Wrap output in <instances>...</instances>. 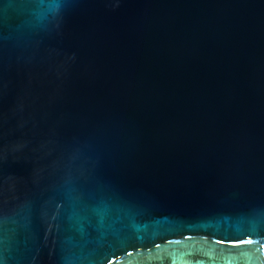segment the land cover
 <instances>
[{
  "label": "water",
  "instance_id": "1",
  "mask_svg": "<svg viewBox=\"0 0 264 264\" xmlns=\"http://www.w3.org/2000/svg\"><path fill=\"white\" fill-rule=\"evenodd\" d=\"M0 264H264V0H0Z\"/></svg>",
  "mask_w": 264,
  "mask_h": 264
}]
</instances>
